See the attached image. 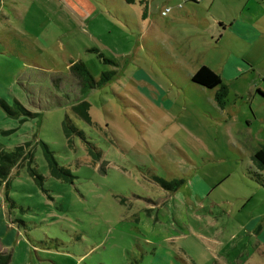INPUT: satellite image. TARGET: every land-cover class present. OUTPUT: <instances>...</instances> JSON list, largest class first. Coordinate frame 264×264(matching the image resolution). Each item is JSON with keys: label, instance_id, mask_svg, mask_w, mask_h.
Masks as SVG:
<instances>
[{"label": "rangeland", "instance_id": "1", "mask_svg": "<svg viewBox=\"0 0 264 264\" xmlns=\"http://www.w3.org/2000/svg\"><path fill=\"white\" fill-rule=\"evenodd\" d=\"M191 2L0 0V99L36 113L20 121L0 105V147L30 141L33 152L0 185L10 264L23 240L31 264H264L253 176L264 178L253 157L264 98L243 92L264 76V51L241 57L255 72L227 84L220 104L192 75L204 64L221 73L227 50L203 28L210 11L228 19L244 0ZM79 60L96 80L110 74L86 95L69 70ZM82 99L92 122L72 108ZM41 141L73 177L52 174Z\"/></svg>", "mask_w": 264, "mask_h": 264}, {"label": "trees", "instance_id": "2", "mask_svg": "<svg viewBox=\"0 0 264 264\" xmlns=\"http://www.w3.org/2000/svg\"><path fill=\"white\" fill-rule=\"evenodd\" d=\"M127 2L131 3L134 0H126ZM104 60L111 62L107 57L104 56ZM71 75L76 77L79 81V88L83 95H86L89 90L96 88L99 85H102L106 82L107 79H109L110 74L104 73L100 80H96L95 76L90 71L89 67L84 61H72L71 65L69 67ZM192 81L196 84H199L203 87L209 88V89H217L216 97L220 104H223L225 102V98L228 95V88L227 85L223 82L222 76L217 73L215 70H213L210 66L204 64L202 65L193 75H192ZM69 83V82H68ZM69 85V84H68ZM0 105L3 106L5 111L8 113V115L14 116V117H22L20 121H26L28 119L27 116H36L35 112L30 111L27 109L19 100L15 101L14 105H10L5 100L0 99ZM91 104L85 100L82 99L80 102L73 105L74 111L83 119H85L88 122H92L91 116L89 113ZM66 131L69 132V127L67 123H65ZM12 130H6L4 132L9 133ZM80 134H82L81 131H79ZM31 142H25L21 143L12 150L4 149L0 147V185H8L9 178L11 175L12 170L20 165L23 160H27L29 163L32 161L33 152L30 149ZM41 146L43 148V152L45 154V157L48 161L49 168L52 172V174L58 178H65L68 179L67 176L73 177L71 174V170L68 168H65L64 166H61L53 152V150L50 148L48 143L41 141ZM255 161L260 165L262 169H264V146L258 148L254 155H253ZM29 171L32 174V176L35 178L37 183L42 187L44 182V176L43 174L39 173L36 169H34L29 164ZM258 181L260 185L264 187V178H261V174L255 172L253 175ZM8 199H11L10 196H8ZM41 243L40 247L43 249H49V247H46L45 241L40 240L38 241ZM11 259V255L8 253H0V264H9Z\"/></svg>", "mask_w": 264, "mask_h": 264}, {"label": "crops", "instance_id": "3", "mask_svg": "<svg viewBox=\"0 0 264 264\" xmlns=\"http://www.w3.org/2000/svg\"><path fill=\"white\" fill-rule=\"evenodd\" d=\"M189 1L195 3L197 0ZM250 2L256 5L255 8H251V13L248 7ZM243 4L244 7L240 9V12H237L235 14L236 16L233 15L228 19H225L222 14H217L215 12L212 14L210 11L208 16L210 17L211 23L207 28H203L206 33L208 31L211 37L217 40L218 47L220 46L224 50H227L222 59L224 66L221 73L210 66L217 73L221 74V76L223 74V82L226 85L230 84V82H238L243 76L249 73L250 70H253V64L242 62L241 57H244L246 53L257 45H260V48L264 51V0H244ZM257 5H259L258 8ZM227 86L229 87V85ZM246 91L250 93L249 96L251 97H255V95L258 94L261 98H264V76L259 74L258 80H253L251 85L249 84L248 87L243 90L244 93H246ZM244 93L240 90L239 93L236 92V97L241 99L245 96ZM1 216L4 217L2 211H0V229L4 227ZM13 223L14 222H12V224ZM23 242L26 249L24 254H21V262L18 264H31V261H28L32 258L30 246L25 240H23ZM7 246L8 245L0 243V253H9L11 255L10 264L13 261L14 255L12 256V253L8 251L6 248ZM41 250L42 252L50 253L49 249L42 248ZM36 252H39V250H36ZM39 258L42 262L45 260L42 256Z\"/></svg>", "mask_w": 264, "mask_h": 264}]
</instances>
